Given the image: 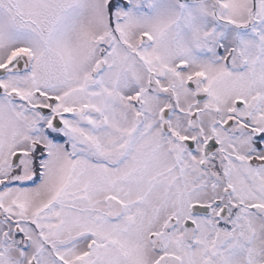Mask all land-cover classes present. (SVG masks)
<instances>
[{
  "label": "snow or ice",
  "instance_id": "obj_1",
  "mask_svg": "<svg viewBox=\"0 0 264 264\" xmlns=\"http://www.w3.org/2000/svg\"><path fill=\"white\" fill-rule=\"evenodd\" d=\"M0 264H264V0H0Z\"/></svg>",
  "mask_w": 264,
  "mask_h": 264
}]
</instances>
